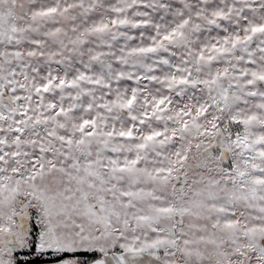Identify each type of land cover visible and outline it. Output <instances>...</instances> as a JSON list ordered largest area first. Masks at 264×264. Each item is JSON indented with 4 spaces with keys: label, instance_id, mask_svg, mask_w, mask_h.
Returning <instances> with one entry per match:
<instances>
[{
    "label": "snow or ice",
    "instance_id": "1",
    "mask_svg": "<svg viewBox=\"0 0 264 264\" xmlns=\"http://www.w3.org/2000/svg\"><path fill=\"white\" fill-rule=\"evenodd\" d=\"M0 264H264V0H0Z\"/></svg>",
    "mask_w": 264,
    "mask_h": 264
}]
</instances>
